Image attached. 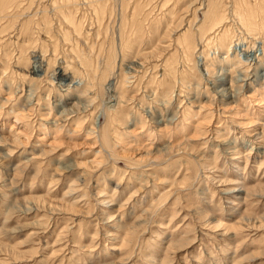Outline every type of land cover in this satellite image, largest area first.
I'll return each mask as SVG.
<instances>
[{
    "label": "rangeland",
    "instance_id": "1",
    "mask_svg": "<svg viewBox=\"0 0 264 264\" xmlns=\"http://www.w3.org/2000/svg\"><path fill=\"white\" fill-rule=\"evenodd\" d=\"M32 1L0 24V264H264V68L244 65L234 97L202 63L182 83L163 80L187 29L163 38L175 1L106 0L98 20L74 0L83 33L71 45L53 0ZM192 2L178 4L189 20ZM134 7L155 32L124 49ZM234 28L230 42L248 37ZM209 52L222 68L226 51Z\"/></svg>",
    "mask_w": 264,
    "mask_h": 264
},
{
    "label": "bare ground",
    "instance_id": "2",
    "mask_svg": "<svg viewBox=\"0 0 264 264\" xmlns=\"http://www.w3.org/2000/svg\"><path fill=\"white\" fill-rule=\"evenodd\" d=\"M87 1H88L87 5L94 8L93 12L97 14V19L98 20L101 19V14L103 13V11L105 9L106 0H87ZM166 1H167L166 3H169V2L172 3L173 1H175L174 2L175 5L172 6L173 8L169 11V15L172 18L171 19L172 21L170 22L169 25H167L168 27L166 29V33H165L163 38H165L167 35L171 34V32H175V30L178 31L177 29H179V28H181L180 30L186 29V28L187 29L185 30L183 35L180 34L181 37H180V39H178V41H177L178 43L176 44L177 48L180 49V52L182 53V57L179 60H172V58L169 57V58H165L166 61L165 60L162 61L164 63L163 64L164 70H163V74H162L163 80L170 79L172 81H175L176 83H178V82L182 83L181 79L183 78V76H186V75L187 76H189V75L190 76H196V75L198 76V74H199L198 73L199 71L197 70L198 64L202 63V66L205 68V71L208 73L210 78L212 77V79L214 81H216V82L220 81L219 83H221V82L226 83L227 79L230 78V80H229L230 85H231L230 88L231 87L232 88L229 90L224 88L226 90L221 91V94L224 96L227 95L230 97L231 96L234 97L236 94V91L247 86L246 84L240 86V83H242L244 81H242L240 79V77L236 76V74H239V76H241L243 74L241 72V69H243L244 65H247L249 62L255 61V62H257V64L259 66L264 68V0H240V1H238V0L237 1L236 0H194V2H192L193 6H194V4L198 5V3H199V7H197V8L194 7L195 9L194 8H193L194 10L192 9L193 13L191 15L189 14V12H191V8H190V11L185 12V14H187L188 16H191L190 20L186 19V16L183 15L184 12L179 13L180 9H179L178 4L182 0H166ZM25 2L28 4L29 3L33 4L32 0H0V24H3L2 20L6 19V18L9 19V17H10L9 15H11L10 13L12 12L13 9H17V10L22 9L23 8L22 5ZM83 2L86 3V1H83ZM76 3H77V1H74V0H59V1L53 0V9H54V12L57 14V15L56 14L55 15L57 16V18L59 20L63 21V23L68 25V27L70 29L68 31H64L63 33L60 32L61 33L60 36L62 37L63 42H65L66 44H69V45L75 44V41H74L75 38L73 39V36H75L77 34L81 35V32L83 31V30H79L80 28L78 25L80 24V21L76 20L77 18L74 14V9L77 8ZM164 3H163V6H165ZM136 8L134 7V10L131 14L130 24L127 21H126V23H124L125 19L122 20V18L125 16H123L121 18L122 23H120L119 31H120L121 37L123 39L122 41L124 42L123 43L124 49L129 48L131 45H133V43H134L133 40L137 39L136 41H138V40L140 41L143 39V37L146 34L152 33L155 30V28L154 29L152 28L151 29L152 32H151L148 28H146V26H144L145 23L143 24V22L141 20L142 17L140 18V15H139L138 10ZM23 10H24V8H23ZM76 10H75V12H76ZM186 10H187V8H186ZM186 10H183V11H186ZM52 12H53V10H52ZM106 12H107V10H106ZM198 12L201 13V17L198 15ZM146 14H147V11H146ZM17 16H19V15H17ZM20 16H22V14ZM49 17H51V16H49ZM143 18H144V16H143ZM175 18H177V19H175ZM30 20H31V22H30L31 24L33 22V24L31 26L37 24V22H35L34 20H32V19H30ZM46 20H47V18H46ZM230 20L232 21V23L229 22ZM40 22L45 23V21H43V20ZM176 22L178 23L177 25H176ZM27 23H29V20ZM44 23H42V25ZM184 24H185V27H183ZM14 25H16V24L14 23ZM236 26H238V27L240 26V28H238V29L239 30L241 29V31H243L240 33V35H243V33H244V34L248 35V37L246 38L245 36L244 37L241 36V39L237 38L236 40H233L230 42L231 39H233V38L235 39V37H237L236 33H235V28H234ZM2 29H3V27L2 28L0 27V45L4 44L6 42H9V41L4 40V38H6V37H2L3 35L1 36V34H3L5 32ZM73 34H75V35H73ZM96 34H99V33H96ZM5 36H7V35H5ZM78 38H79V36H78ZM81 38H83V37H81ZM31 41H29V42H31ZM37 44H38V42H37ZM57 44L59 46V42L58 43L56 42V44H55L56 47H58ZM75 46H77V44ZM25 47L27 48V45H25L24 48ZM31 47H33V45L29 46V48H31ZM199 47H203L202 50L199 51L201 53L197 52V49ZM57 49L58 48H56V50ZM111 49L112 50L109 51L110 52V56H109L110 60H109L108 65L106 67L107 70L111 68V66L113 65L114 59L117 57V48H111ZM28 50L30 51L31 49H28ZM209 50H215V52H217L218 50H220L221 52L226 51L227 55L222 56V58H223L222 68L216 70L215 66L213 64H211L212 59H210V56H209L210 52L208 54L206 53V51H209ZM29 51L27 52L23 49V51L20 52L21 55H20L19 59H21V60L27 59L26 57H28ZM77 51L78 52H76V50L74 51V53L77 54L76 59L79 62H81L82 64L90 65V67H92V65H93L92 59L86 58L84 55L80 54V52H81L80 50H77ZM259 51H261L262 53H261V55L257 56V52H259ZM164 52H166V51H164ZM221 52H220V54H221ZM176 54H178V52ZM197 54H199V55H197ZM94 55L95 54H93L92 56H94ZM241 56H244V59H242ZM95 57H96V55H95ZM95 57H93V58L95 59ZM162 58H159V59H162ZM252 58H253V60H251ZM196 59L198 60L197 64H196ZM214 60L216 61V58H213L212 61H214ZM22 62H24V61H22ZM180 63L185 64V66H187L189 68V73H187L186 71H185V74L180 73V70L178 67L181 65ZM155 64H157V63H155ZM158 65H159V63H158ZM158 65H156V66L159 67L160 65L159 66ZM234 65H237V68H234L236 71L225 70V68H231ZM104 67H105V65H104ZM112 68H113V66H112ZM39 69H40V66L39 67L36 66V69H34V71L37 73ZM93 69H94V67H93ZM155 69H157V68H155ZM256 69L258 70V68H256ZM94 70H96V69H94ZM107 70H106V72H107ZM67 71L68 70H66V71L63 70V72H62L60 70L59 72H57L55 74V77L58 79L60 78L59 80L61 82H63L65 80H67V78L65 77V75L67 74L66 73ZM86 71H88V70H86ZM154 71H157V70H154ZM106 72H104V73H106ZM94 73H96V72H94ZM220 73H222V74L219 76ZM84 74H85V71H84ZM89 74L87 73V75H89ZM3 76H4V74H3ZM95 77H97V76H95ZM95 77H92V79ZM83 79H85V78H83ZM199 79H200V81H202V78L199 77ZM247 81H249V79ZM247 81H245V82H247ZM1 85H3V84H1ZM161 85H162V83H161ZM198 85L201 86V83H198ZM92 86H93V84H92ZM190 87H191V85H190ZM234 87H236L235 90H234ZM84 91H86V90H84ZM168 92H170V91L168 90ZM169 95H168V97H169ZM82 97H83V95H82ZM169 98H171V96ZM170 101H172V100H170ZM170 101H167V99H166L164 103L166 105H169ZM8 103H9V101H8ZM120 105H122L121 102H120ZM165 106H164V108H165ZM1 108H3V107H1ZM227 144H228V142H227ZM236 152L241 154L237 150H236ZM7 157H8V155H7ZM236 157H238V156H236ZM53 184H55V183H53ZM139 224H141V223H139Z\"/></svg>",
    "mask_w": 264,
    "mask_h": 264
}]
</instances>
